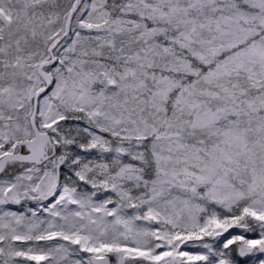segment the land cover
<instances>
[{
    "label": "snow or ice",
    "instance_id": "6c2138e0",
    "mask_svg": "<svg viewBox=\"0 0 264 264\" xmlns=\"http://www.w3.org/2000/svg\"><path fill=\"white\" fill-rule=\"evenodd\" d=\"M0 264H264V0H0Z\"/></svg>",
    "mask_w": 264,
    "mask_h": 264
}]
</instances>
